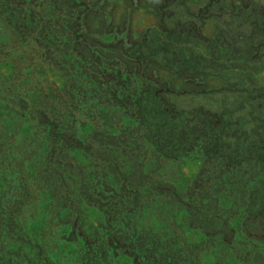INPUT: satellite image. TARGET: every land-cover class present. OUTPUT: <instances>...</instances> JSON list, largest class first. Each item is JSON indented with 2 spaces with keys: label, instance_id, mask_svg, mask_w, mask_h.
Masks as SVG:
<instances>
[{
  "label": "rangeland",
  "instance_id": "374dc122",
  "mask_svg": "<svg viewBox=\"0 0 264 264\" xmlns=\"http://www.w3.org/2000/svg\"><path fill=\"white\" fill-rule=\"evenodd\" d=\"M0 264H264V0H0Z\"/></svg>",
  "mask_w": 264,
  "mask_h": 264
}]
</instances>
